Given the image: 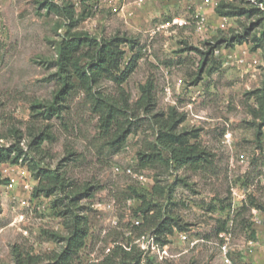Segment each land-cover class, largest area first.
<instances>
[{"label":"rangeland","instance_id":"obj_1","mask_svg":"<svg viewBox=\"0 0 264 264\" xmlns=\"http://www.w3.org/2000/svg\"><path fill=\"white\" fill-rule=\"evenodd\" d=\"M40 1L0 0V146L19 144L71 186L66 193L41 194L49 198V209L16 223L13 196L23 181L34 194L38 180L30 159L0 164V264H17L15 246L47 263L69 233L68 218L57 214L64 204L56 210L54 200L67 203L77 194L75 211L88 221L85 244L73 264L95 250L101 253L103 245L114 244L113 253L123 248L119 243L129 245L140 235L157 238L153 228L143 226L142 216L134 227L141 200L130 197V187L153 192L158 182L167 191L160 199L167 216L180 228L159 241L169 258L133 248L142 253L140 264L148 258L161 264H228L223 244L233 264H264V16L216 12L222 2L243 5L244 0H83L78 6L54 0L69 16L49 12ZM173 18L186 24L156 29ZM82 33L131 38L133 44L122 45V69L135 58L134 70L121 84L105 77L88 89L74 77L61 113L48 117L47 106L63 87L58 44ZM147 82L154 85L157 104L151 112L139 103ZM100 99L119 110L109 128L97 109ZM172 108L184 117L180 131L198 132L191 143L208 158L200 168L180 167L165 149L152 164L140 161V152L153 151L156 144L160 124L153 116H167ZM129 124L126 140L113 145ZM228 132L231 141H226ZM41 135V145H32ZM127 168L144 174L145 182Z\"/></svg>","mask_w":264,"mask_h":264},{"label":"trees","instance_id":"obj_2","mask_svg":"<svg viewBox=\"0 0 264 264\" xmlns=\"http://www.w3.org/2000/svg\"><path fill=\"white\" fill-rule=\"evenodd\" d=\"M263 3L264 0H257ZM243 5H237L232 2H222L216 12L222 16H235L240 14L264 16V9L259 5L244 0ZM41 7L49 12L56 14H67L66 8L58 5L54 0H41ZM264 34V31H263ZM261 41V40H260ZM124 43H134L126 35H115L111 37L92 36L87 33L78 34L72 37H64L58 44V75L63 80L62 89L56 94L55 100L47 106V115L52 117L59 115L62 110V101L69 95L70 90L75 83L74 77L79 81L80 86L88 89L91 85L97 83L102 78H111L118 84H121L132 73L136 65L135 58L122 69L125 59V50L122 48ZM142 96L139 103L145 106L146 110L151 112L156 108V98L154 94V85L147 82L141 86ZM97 109L102 113L104 126L109 128L114 121L118 119V108L104 99L96 101ZM156 122L160 124V130L154 145L153 151L140 152V161L143 165L152 164L158 157L161 158L162 149L168 150L174 160L180 167L187 166L193 169L200 168L201 163L208 161L205 151L196 144L191 143L192 138L198 137L197 131H180L179 126L184 117L177 114L172 108L166 116L164 113H157L153 116ZM124 126L122 125V128ZM131 124L124 128L121 133L113 140V145L122 144L129 133H131ZM45 136L36 137L32 145L39 147L44 141ZM30 159V170L38 180L34 189V195L45 194L50 197L57 192L66 193L71 184L66 182L65 177L56 169L46 168L35 158L28 156V153L19 146L11 144L10 146H0V164L14 163L21 160ZM130 197L139 198L141 204L134 210L136 216H142L144 225L153 228L157 234L158 241L167 234H172L179 223L174 217L167 216V210L160 199L166 197L167 191L159 182L153 187V192L144 191L137 187H130ZM92 195L91 193L86 194ZM168 196V195H167ZM70 196H66L68 199ZM80 195L71 198L65 203L64 198L54 200L53 206L57 214L68 218L69 233L65 237L63 248L51 256L45 264H73L74 256L81 250L87 237V218L75 211L78 205ZM65 207V208H62ZM1 212V204H0ZM56 237V236H55ZM114 250L102 262L98 264H140L141 252L126 251L123 248ZM17 264H39L43 257L32 253L24 256L18 246L13 249ZM134 253V254H133ZM120 257L119 261L115 259ZM95 264V263H94ZM97 264V263H96ZM146 264H161L150 258Z\"/></svg>","mask_w":264,"mask_h":264},{"label":"built area","instance_id":"obj_3","mask_svg":"<svg viewBox=\"0 0 264 264\" xmlns=\"http://www.w3.org/2000/svg\"><path fill=\"white\" fill-rule=\"evenodd\" d=\"M75 5H79L83 0H73ZM146 0H136V4H142ZM257 5L263 6V3H258L254 2ZM186 24V21L181 20L179 18H173L172 20H167L162 22L157 26V30H166L173 28L175 26H183ZM203 25V23H202ZM226 141H231L232 134L228 132L226 135ZM127 172L129 174H133L140 182H145L146 178L144 174H136L133 173L132 168H127ZM23 186L22 190L18 191L13 196V199L15 201L14 204H12V208H18L17 214L15 217V222L20 223V224H25L29 215L32 214L33 212H39L41 214L45 213L49 209V198H46L42 195L35 196L32 192V187L27 181H23ZM15 186V179H11L10 183L8 184V187L10 190H12ZM27 191V193L25 192ZM111 204L108 205V208H111ZM14 222V223H15ZM134 227H138V225L141 224L142 219L140 216L136 217L134 219ZM25 233H27L25 231ZM181 238L183 240H189V235L186 233H181L180 234ZM195 243V242H193ZM120 247H123L124 250L126 251H131L133 248H136L139 246L141 247V251L143 254H146L148 252L150 253H158L160 256V259H165L169 258V252L168 248L166 245L161 244L158 239L155 237V234H143L137 237L134 241H132L129 245L128 244H123L119 243L118 244ZM223 253L225 257L227 258L228 264H233L229 258V250L227 247V244H223L222 246ZM114 248V244H109V245H103L102 246V252L99 253L98 250H95L93 252H90L86 255L83 256L81 260V264H94V263H99L102 262L108 255L111 254L112 249Z\"/></svg>","mask_w":264,"mask_h":264}]
</instances>
